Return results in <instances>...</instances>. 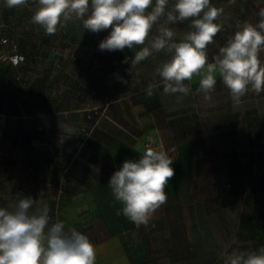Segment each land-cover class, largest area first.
Here are the masks:
<instances>
[{
    "label": "crops",
    "instance_id": "obj_1",
    "mask_svg": "<svg viewBox=\"0 0 264 264\" xmlns=\"http://www.w3.org/2000/svg\"><path fill=\"white\" fill-rule=\"evenodd\" d=\"M211 3L222 8L223 14L215 21L222 29L207 46L209 63L214 62L219 48L243 23L257 24L258 13L264 8V0ZM38 7V0H28L26 6L14 8L0 0V36L8 40L0 43V55L25 56L16 65L0 57V207H9L17 193L31 196L48 205L52 223L62 221L66 227H75L87 235L83 211L99 208L94 205L95 199L84 200L85 193L96 190V184H92L85 191L84 146L119 147L115 150L119 169L125 160L139 159L147 148L167 151L175 161L179 155L176 146L180 144L175 131L196 123L197 114L211 113L212 101L223 98V83L217 75L210 100L197 91L199 76L185 81L190 87L188 95L164 94L156 69L170 59L171 53L166 49L131 65L135 53L148 46L147 41L133 49L101 51L99 43L111 29L92 33L75 18L56 34L46 35L41 26L32 22ZM190 22L168 25L176 33V42L190 30ZM155 35L158 25L152 28L148 39ZM126 54L130 55L128 62H124ZM261 59L264 60V53ZM150 83L159 86L148 97L146 88ZM244 97L261 98L264 91L249 92ZM252 112L257 116L260 113L259 109ZM89 122L95 128L86 140L83 126ZM65 126L74 128L75 135L68 137L63 131ZM35 139L44 141L46 147L33 146ZM122 207L119 202L114 210ZM165 212L166 203L149 223L161 219ZM121 219L124 220L117 231L91 241L96 248V264H158L155 260L137 261L129 241L130 232L137 226L125 216ZM95 220L96 217L92 219L94 225ZM105 225L112 224L107 221ZM252 236L258 249L264 246V233ZM202 256L220 258L222 253L208 250Z\"/></svg>",
    "mask_w": 264,
    "mask_h": 264
},
{
    "label": "clouds",
    "instance_id": "obj_2",
    "mask_svg": "<svg viewBox=\"0 0 264 264\" xmlns=\"http://www.w3.org/2000/svg\"><path fill=\"white\" fill-rule=\"evenodd\" d=\"M27 4L28 0H6L9 8ZM38 5L32 22L46 35L56 34L75 18L92 33L111 29L99 43L101 51L133 49L147 41L131 65L166 49L171 57L156 69L164 94L188 95L185 81L199 76L197 91L210 100L217 75L235 104L249 92L264 91V8L258 13L259 22L243 23L209 63L207 46L221 31L222 25L215 21L223 14L211 0H38ZM188 20L190 30L176 42L168 25ZM156 25L158 35L149 40ZM159 84L150 83L146 95L151 97ZM63 131L69 137L76 130L65 126ZM173 162L167 151L147 148L139 159L125 160L111 176L108 186L123 205L122 214L137 227H147L167 202L165 188L175 175ZM49 213L46 203L20 193L9 207H0V264H96V248L89 237L62 221L52 223ZM224 264H264V246L256 251L233 250L225 254Z\"/></svg>",
    "mask_w": 264,
    "mask_h": 264
},
{
    "label": "rangeland",
    "instance_id": "obj_3",
    "mask_svg": "<svg viewBox=\"0 0 264 264\" xmlns=\"http://www.w3.org/2000/svg\"><path fill=\"white\" fill-rule=\"evenodd\" d=\"M209 107L211 113L197 114L196 123L175 131L179 155L172 164L175 175L165 188L166 212L147 227H134L129 235L138 262L224 264L225 254L233 250L258 249L252 235L264 233V97H244L235 104L223 85V98ZM257 109L258 116L252 112ZM83 127L87 140L95 127L91 122ZM84 150L85 191L96 184L84 200L95 199L99 208L83 211L92 241L117 231L124 220H119L122 210H114L119 202L108 186L119 170V147L85 145ZM107 221L112 225L106 226ZM208 250L222 256L203 257Z\"/></svg>",
    "mask_w": 264,
    "mask_h": 264
},
{
    "label": "built area",
    "instance_id": "obj_4",
    "mask_svg": "<svg viewBox=\"0 0 264 264\" xmlns=\"http://www.w3.org/2000/svg\"><path fill=\"white\" fill-rule=\"evenodd\" d=\"M8 40L6 37L4 36H0V43L1 44H5L7 43ZM1 58H5L7 59L10 63L16 65L18 64L20 61H23L25 59V56L22 55V54H18V53H12V54H5V53H2L0 55ZM125 58H130V55L129 54H126L124 56ZM32 145L35 146V147H39V148H44L46 147V143L40 139H35L32 141Z\"/></svg>",
    "mask_w": 264,
    "mask_h": 264
}]
</instances>
